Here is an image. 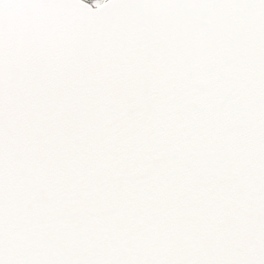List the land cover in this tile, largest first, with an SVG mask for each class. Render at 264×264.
<instances>
[{
  "label": "snow or ice",
  "instance_id": "obj_1",
  "mask_svg": "<svg viewBox=\"0 0 264 264\" xmlns=\"http://www.w3.org/2000/svg\"><path fill=\"white\" fill-rule=\"evenodd\" d=\"M0 264H264V0H0Z\"/></svg>",
  "mask_w": 264,
  "mask_h": 264
}]
</instances>
